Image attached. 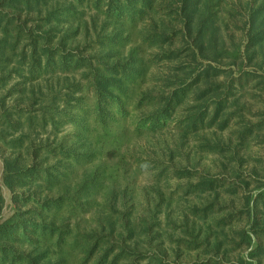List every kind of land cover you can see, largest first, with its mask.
<instances>
[{
	"label": "rangeland",
	"instance_id": "rangeland-1",
	"mask_svg": "<svg viewBox=\"0 0 264 264\" xmlns=\"http://www.w3.org/2000/svg\"><path fill=\"white\" fill-rule=\"evenodd\" d=\"M88 1L82 6L83 20L94 17V29L82 25L72 35L81 14L52 18L59 21L61 34L69 33L68 43L91 56L106 54L110 47L117 54L135 48L144 55V75L125 83L134 92L152 96L138 112L152 114L162 104L157 96L174 89L179 90L176 105L159 128L147 123L137 129L134 117L115 114L105 129L94 122L93 91L83 76L90 73L88 62L67 71L57 55L46 66L42 54V68L32 69L31 48L27 46L25 59L21 55L27 39L16 45L15 53L10 37L1 44L0 98L6 105L21 104L25 114L12 110V122L19 125L6 140L14 142L0 140V223L14 218L12 233L0 241L14 257L9 252L0 264L12 259L26 264L28 253L45 254L49 264H96L111 243L115 249L105 264H223V247L228 250L224 262L248 259L250 249L241 252L237 244L239 232L248 226L247 214L241 213L243 194L255 198L264 190V67L247 66L246 73L234 67L230 72L232 66H223V40H240L249 1L256 7L261 0H213L209 19L215 26L217 61L199 56L193 41L197 30L185 37L186 19L178 0H117L116 11L110 13L108 0ZM57 2L68 3L49 0ZM45 9L33 7L28 20L43 25L37 16ZM71 25L74 29L65 31ZM115 34L123 39L108 44ZM260 53L257 63L264 60V51ZM91 60L96 66V58ZM210 64L215 70L202 73ZM64 78L82 81L74 94L81 100L66 104ZM129 108L138 114L133 103ZM108 110L115 112V105ZM80 118L86 120L84 131L77 125ZM188 119H197V127L183 123ZM83 135L84 143L78 138ZM237 150L247 156L243 164ZM7 162L13 174L6 178ZM114 190L119 191L115 200ZM255 207L264 228V196ZM109 222L114 224L109 227ZM258 236L264 244V234ZM261 257L264 264V254Z\"/></svg>",
	"mask_w": 264,
	"mask_h": 264
},
{
	"label": "trees",
	"instance_id": "trees-1",
	"mask_svg": "<svg viewBox=\"0 0 264 264\" xmlns=\"http://www.w3.org/2000/svg\"><path fill=\"white\" fill-rule=\"evenodd\" d=\"M67 4H60L59 2L55 4H49V0H0V46L3 43H6L10 37L14 43L12 49L15 53L16 45H18L24 39L29 41V44L26 47H23L21 50L22 59L26 58L27 51L26 48L29 46L31 49V66L33 68H42V59L41 55H46V66L49 62H54V55L59 57L60 64L62 63L65 70H70V66H73V69L82 67L83 65L89 64L91 67L89 74H84L86 78L88 87L92 88L93 91V116L94 122L97 125L107 128L109 125V120H113L115 114L121 115L123 118H130V115L134 117L136 122V128L140 129L144 124L150 123L153 128H159L162 125V118L170 114V110L174 109L176 105L177 96L179 90H172L168 92L167 95L159 94L157 96L159 102L162 104L153 111L152 114L147 115L145 112L143 115L138 112V108L143 105L144 100L148 101L152 98L151 95L143 94L141 90L133 91L128 85L127 81L135 80L137 76L143 77L145 66H144V55H138L136 49H130L126 53L123 51H118L119 53H113V48L110 47V50L104 54H99L98 52L94 56L86 55L82 51L80 46L76 44L72 46L68 43L70 35L67 32L61 34V25L59 21H54L52 18L57 20H64V17L77 18L79 14L81 16L77 19V28L73 32L75 34L78 30V27L82 26L87 29V31L94 29V17H90V20H83L84 14L82 11V6L85 0H67ZM88 1V5L89 2ZM99 3V0H92L94 3ZM133 0H127L130 4ZM144 4L150 2L151 0H141ZM179 6L184 10V18L186 19V32L188 31V36L191 37L190 32L192 29L198 31V35L193 39L195 45L199 48V56L205 57L211 61H217V50L213 45L214 35H215V26L213 21L209 17L213 14L214 3L213 0H178ZM249 18L244 22L245 33L242 35L239 41L235 42L232 37V42L228 43V40H223V66H232L233 68L230 72L235 71L238 73H246L245 68L247 66H256L259 65L261 68L264 67V60L261 62H255L258 55L264 51V0H261L258 6H254L252 1H249ZM41 5L46 7L45 11H39L38 18L43 21V25H47L43 29V25L39 24V20H28V14L33 7ZM118 6L117 0H108L107 2V11L110 13L112 10L116 11ZM204 7L203 14L197 16L196 20H200L197 23L196 27L194 25L195 16L201 12V8ZM69 15V16H68ZM25 16V17H24ZM25 18V19H24ZM258 20V21H257ZM72 23L70 20L68 22ZM92 23V24H89ZM12 25V30L10 33L9 26ZM73 26L67 28L65 31H70L74 28ZM227 27V22L223 18V29ZM64 28V27H63ZM208 30V41L205 42L204 32ZM59 34V35H58ZM61 34V36H60ZM73 37V36H72ZM123 39L122 35L115 34L111 36L108 44L112 43L114 39ZM40 44H39V40ZM10 41V40H9ZM8 41V43H9ZM205 43V44H204ZM209 46V47H208ZM231 46V50L228 47ZM196 47V46H195ZM196 54V52H195ZM92 57L96 58V66H93ZM115 58V59H113ZM45 66V67H46ZM235 67V68H234ZM31 69V72H32ZM215 68L210 64L207 68L203 69L202 73L206 75L210 71H214ZM84 78V79H85ZM67 82L65 89L67 90L64 96H66L65 102L67 105H70L72 100L79 101L82 98H77L74 96L76 88L82 85V81H71L73 79L64 78ZM229 82L232 83L233 78H228ZM126 81V83H125ZM54 90V89H53ZM57 96L59 92L54 91ZM56 96V97H57ZM225 96L228 97V92L225 93ZM74 97V98H72ZM143 97V98H139ZM133 103L134 109L138 114L133 112L132 108H129V104ZM116 107L115 112H110L108 106ZM21 104L14 103L11 106L6 105L3 98H0V140L5 141L6 143L14 142V139L6 140L10 135H12L13 130L19 125L17 122L13 123V109H19ZM20 113H24L23 110L19 109ZM56 113H58L56 111ZM25 114V113H24ZM49 117H52L53 114L48 113ZM53 119V118H51ZM133 119V118H132ZM46 120V119H45ZM47 121V120H46ZM134 121V120H133ZM227 120L223 119V125ZM184 124L190 125L192 128H196L198 125L197 119H188ZM77 125L79 126V131H84V128L87 126L86 120L80 118L77 120ZM5 126V128H4ZM145 127V126H144ZM122 129V133L126 128ZM7 131V132H5ZM249 132V129H247ZM115 133V132H114ZM84 143L86 136H79ZM236 155H240V151L237 150ZM247 161V156L241 154L239 163L243 164ZM7 176L13 174L11 164L6 163ZM24 172L25 170H21ZM119 182V179L118 181ZM88 182L83 188L88 189ZM114 200L118 197L119 191L114 190ZM121 197L125 196L124 190L120 192ZM264 196V190L258 192L257 196L254 198L253 194L250 192H245L243 194V208L241 213L247 214V225L243 228L238 234V246L241 252H248V259L245 256H240L235 263L231 261L224 262V257L228 256V250L223 247V264H262L261 255L264 254V244L258 239L260 233L264 234V228H260V219L256 211V200L258 197ZM3 208V198L0 195V212ZM14 218H11L5 222L0 223V241L4 236L11 234V228ZM264 223V220H261V223ZM110 223V222H109ZM114 222L110 223L111 227ZM124 225L126 223H123ZM110 240H113L112 236H107ZM103 237L98 238L100 241ZM258 239V241H256ZM111 243V242H110ZM112 247V248H111ZM110 248H106L105 252L97 258L96 264H105L106 260L115 249V243H111ZM121 249L124 250V246L121 245ZM220 251V247H216V252ZM11 254V257H14L13 252L11 251L8 244L0 242V259L4 263L8 259V254ZM15 253V252H14ZM93 253V248L90 249V252L85 254L86 261L91 259ZM214 254V252H213ZM115 255V254H114ZM45 254L37 253L33 255L32 253L25 254L26 264H49L44 260ZM12 257V258H13ZM16 258V257H15ZM19 258V257H18ZM213 259V256H211ZM10 264H15V259L9 261ZM116 263V257H113V262ZM9 264V263H8Z\"/></svg>",
	"mask_w": 264,
	"mask_h": 264
}]
</instances>
